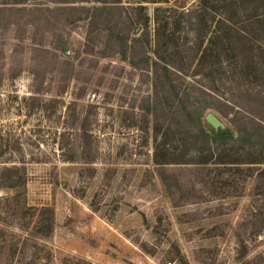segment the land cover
Instances as JSON below:
<instances>
[{"label": "rangeland", "instance_id": "1", "mask_svg": "<svg viewBox=\"0 0 264 264\" xmlns=\"http://www.w3.org/2000/svg\"><path fill=\"white\" fill-rule=\"evenodd\" d=\"M94 1L28 0L18 6L51 9L57 5H102ZM127 2L144 6L143 12L129 14L147 15L150 33L155 18L169 22L167 33L175 32L170 63L178 70V77L173 78L187 113L176 115L179 124L172 128L175 136L171 140L166 137L171 149H155L162 139L153 136L152 114L146 142L139 130L123 127L120 99L126 105L146 94L152 98V75L112 53L114 45L108 42L106 31L88 34V20L81 19L73 28L60 27L59 39L66 41L64 50L54 51L55 55L36 50L33 55V28H25L20 42L15 26L9 27L0 35V143L9 165L21 168L24 184L14 200L5 199L13 193L0 188V227L6 229V239L20 237L21 246L27 237L22 225L32 226L35 221L33 208L48 205L54 217L50 236L26 240V260L35 258L38 264H47L46 253L50 254L49 264H163V251L171 242L177 243L189 264H242L237 258L242 247L246 261L264 264V193H252L253 178L247 180L241 196L179 208L172 207L155 177L141 184L144 170L154 166L155 154L161 160H176L184 150L182 146L192 153L200 146L199 140H194L199 123L209 133L214 162L227 164L237 159L242 165L264 168V36L259 22L264 0H236L233 5L230 0H207L203 10L199 0H122L121 4ZM156 7L170 11L155 12ZM113 12L108 15L115 20L124 11ZM228 16L239 21L237 31L230 29ZM129 31L128 41L140 29ZM209 37H213V57H209L210 65L197 69L198 45L201 41L205 46ZM229 38L237 43L231 46ZM51 40L52 35L45 33L44 49L52 50ZM135 44V61L147 54L151 64L154 58L150 49ZM232 51L239 56L232 59ZM62 70L66 90L58 96ZM9 73L17 76L11 80ZM36 85L42 89L37 94L33 93ZM106 93L111 96L108 101ZM29 96L38 97L39 104L50 99L62 102L47 103L46 112L35 109L28 115L25 98ZM89 104L100 108L95 117L89 118L95 158L90 164L83 163L78 129V119ZM104 107H111L112 112ZM233 111H237L236 119L246 135L236 143L217 132L229 130L239 139L230 123ZM161 112L157 124L163 131L162 116L166 112ZM73 113L76 122L72 124ZM209 116L217 120V126L209 123ZM68 157L71 160L65 161ZM125 168L134 172L119 185ZM105 169H114L115 176L107 179ZM96 197L101 198L94 210L91 201ZM159 210L166 214L170 229L157 240L151 227ZM176 217L182 221L177 222ZM150 250L154 253L149 254ZM19 256L16 253L14 259Z\"/></svg>", "mask_w": 264, "mask_h": 264}, {"label": "trees", "instance_id": "2", "mask_svg": "<svg viewBox=\"0 0 264 264\" xmlns=\"http://www.w3.org/2000/svg\"><path fill=\"white\" fill-rule=\"evenodd\" d=\"M28 0H0V35L5 32L11 26H15L17 29V40L20 42L23 38L25 28L28 26L33 28L32 43L34 45L32 53L36 50L41 52L53 53L54 51H62L65 49V40L61 41L60 27L75 26L76 22L81 19L88 20V34H91L93 30L98 33L106 31L109 41L113 44L112 53L119 54L121 59L128 60L133 68L144 71L148 76V72H151V82L153 87L152 98L146 94L131 99V102L125 105L124 99H120L119 106L121 111V122L125 128H134L143 135L144 142L147 141L149 131V116L152 114L155 126L153 128V136L156 139L159 136L162 141L159 142L155 149L160 146H166L168 150L171 149V143L166 137H170L175 133L172 128L179 124L177 114L183 111L187 113V107L182 96L179 94V86L173 77H178L175 68L170 63V56H172L173 40L175 32L169 29V22H160L157 18L154 19V27L150 33L148 17L147 15L134 16L130 15L129 11H137L141 13L144 10V6L140 5L142 2H138L139 5L132 4L133 2H127V5H122V0H96L94 2H100L102 5L87 7L85 5H57L53 8L49 7H24L18 6L24 4ZM201 4L200 9H204V3L207 0H199ZM236 0H230V4L233 5ZM157 3V1H151ZM121 4V5H120ZM123 9L124 12L119 13L117 19L109 17L114 14V10ZM170 11L169 8L156 7L155 12ZM125 15H124V14ZM235 13V11H234ZM64 14V17H62ZM236 15V14H235ZM227 21L230 23V29L237 31L236 26L239 21H236L234 17L228 16ZM260 30L262 36H264V12L259 18ZM106 27V28H105ZM140 29L138 35L132 37L129 41L127 40L129 30ZM92 31V32H91ZM52 35L51 49L47 50L43 48V39L45 33ZM115 34V36H112ZM88 37V36H87ZM61 40H60V39ZM264 40V37H263ZM61 41V43H60ZM264 42V41H263ZM135 43H139L144 49H150L151 54L154 58L151 64L149 63V56L145 54L144 58L135 61L134 48ZM228 43L232 46L236 44V40L233 38L228 39ZM151 44V45H150ZM203 43H199L196 56L197 58V69L205 67L207 64L210 65L209 57L212 55V44L213 37H209L205 46ZM232 48V47H231ZM0 85L3 78V72L1 67L2 62V47L0 45ZM236 53L232 51L231 58L234 59ZM211 60V59H210ZM261 64L262 72L264 74V44L261 46ZM141 63V65H139ZM95 64V63H94ZM211 67V66H209ZM214 67V65L212 66ZM175 68V69H173ZM106 69V67H105ZM178 71V70H177ZM59 75V88L57 89V95L61 96L66 90V75L64 70ZM17 75L9 73L8 78L13 79ZM41 88L37 87L33 89V93H40ZM107 101L111 96L106 93ZM39 99L36 96H29L25 98V104L27 114H31L35 109H40L46 112V104L54 102L60 103L62 101H55L50 99L47 103L39 104ZM49 104L50 107L52 105ZM123 106V107H122ZM112 112L111 107H104ZM99 105L89 104L86 107V112L78 119L79 126V142H80V153L83 159V163H93L95 161L93 153H91L92 136H91V123L89 121L90 116L95 117L99 111ZM161 110H164L163 122H165V128L160 131L157 121L160 118ZM168 112H170L168 114ZM74 113L71 116L72 124L75 121ZM237 111H233L230 123L234 126L235 131L239 139L233 138L232 133L229 130L217 131L220 134L228 135L233 143L241 141L246 135L241 128L240 123L237 121ZM67 123V120H66ZM209 133L205 131L202 125L198 124L197 134L194 140L198 139L200 146L195 151L189 152L186 146H182L184 150L178 153V159L176 160H161L156 154L153 158L154 166L147 168L143 172V182L150 178H156L162 185L165 194L170 200L172 207L179 208L193 204H199L210 200H224L230 197L241 196L244 192L245 183L248 179L253 178L255 180V187L253 192L255 195L264 193V168H259L250 165H242L237 159L227 164L216 163L213 160L212 154L210 153V147L208 145ZM178 142V140H176ZM202 145V146H201ZM187 151H186V150ZM6 149L2 147L0 143V188L8 189L13 194L6 196L5 199H17L16 194L21 191L24 184V176L21 175V168L11 163L8 159L4 158ZM65 161H70V157L65 158ZM106 170V169H105ZM112 170V171H111ZM114 169H107L105 176L107 179L115 176ZM109 172H112L109 174ZM134 169L125 168L120 173L118 181L119 185H123L127 182V174H133ZM99 193L97 194V196ZM101 197L93 198L91 201L92 208H97V202H100ZM25 206V205H24ZM221 207H219L220 209ZM26 210H30L29 207H25ZM33 210L36 213L35 221L32 226L29 224L22 225V229L25 230L27 237L23 238L20 243V237L13 241L6 239V229L0 227V264H38L35 258L26 260L25 252L27 251V239H47L53 229V209L48 205H42L41 207H34ZM186 214V213H183ZM155 220L151 227L152 233L157 240H160L161 234H166L170 229L169 220L163 210L155 211ZM177 222H181V217H176ZM16 253L20 256L14 259ZM149 254H153L154 250L148 251ZM49 253H46L45 263L49 264ZM246 250L242 247V250L237 255L239 261L242 264H250V261L245 260ZM197 262V261H195ZM161 263L163 264H189L184 255L181 253L180 248L176 242L169 243L168 247L163 251Z\"/></svg>", "mask_w": 264, "mask_h": 264}, {"label": "water", "instance_id": "3", "mask_svg": "<svg viewBox=\"0 0 264 264\" xmlns=\"http://www.w3.org/2000/svg\"><path fill=\"white\" fill-rule=\"evenodd\" d=\"M207 120H208L209 123H211L213 126H217V125H218L217 120H216L214 117H212V116H209V117L207 118Z\"/></svg>", "mask_w": 264, "mask_h": 264}]
</instances>
